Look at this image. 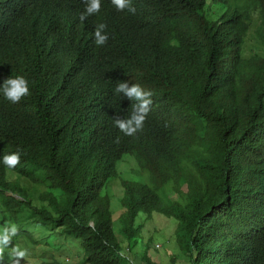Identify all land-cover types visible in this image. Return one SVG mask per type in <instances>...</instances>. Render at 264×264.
Instances as JSON below:
<instances>
[{
	"label": "trees",
	"instance_id": "trees-1",
	"mask_svg": "<svg viewBox=\"0 0 264 264\" xmlns=\"http://www.w3.org/2000/svg\"><path fill=\"white\" fill-rule=\"evenodd\" d=\"M133 5L102 0L81 21L85 0H0V81L23 75L30 89L0 96V157L22 153L0 162L5 232L36 243L41 226L78 242L77 264H136L156 213L176 222L183 264H264V0ZM124 80L152 93L131 136L113 123L132 112L113 92ZM127 157L137 174L121 182L115 229L108 189Z\"/></svg>",
	"mask_w": 264,
	"mask_h": 264
},
{
	"label": "rangeland",
	"instance_id": "rangeland-1",
	"mask_svg": "<svg viewBox=\"0 0 264 264\" xmlns=\"http://www.w3.org/2000/svg\"><path fill=\"white\" fill-rule=\"evenodd\" d=\"M211 18L216 15L211 14ZM118 176L110 181L111 203L114 210L115 229L118 226L117 216L122 211L120 198L123 193L121 182L130 180L136 176V163L133 158L127 157L118 165ZM0 206V258L4 264H41L42 261H56L63 264H77L80 260L78 242L72 237L56 235L54 240L48 230L41 226L33 230L36 243H31L26 237L15 238L5 232L8 219L1 213ZM3 212V211H2ZM176 222L173 219L153 213L150 219L146 220L142 230L141 238L133 247V254L136 264L140 263V257L147 255L152 261L158 264H183L179 256L174 229ZM10 228H15L12 224ZM22 227V225H20ZM20 229V228H19ZM18 229V230H19ZM22 230H25L22 228ZM52 241V244L49 241Z\"/></svg>",
	"mask_w": 264,
	"mask_h": 264
},
{
	"label": "clouds",
	"instance_id": "clouds-1",
	"mask_svg": "<svg viewBox=\"0 0 264 264\" xmlns=\"http://www.w3.org/2000/svg\"><path fill=\"white\" fill-rule=\"evenodd\" d=\"M102 0H85L84 11L80 14L83 21L89 15L100 11ZM117 11H126L128 14H135L136 8L133 0H111ZM106 25L101 22L95 25L92 31L93 43L96 46H103L108 40ZM114 94L125 97L132 102V112L126 118H116L113 123L126 136H131L142 129L144 120L151 104V91L142 87L139 83H129L128 80L119 81L113 89ZM30 94L29 81L23 75L8 76L0 81V96L11 103H17L22 97ZM19 150L0 157V162L12 167L16 165L21 157ZM15 231V228H12Z\"/></svg>",
	"mask_w": 264,
	"mask_h": 264
}]
</instances>
